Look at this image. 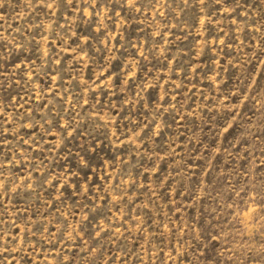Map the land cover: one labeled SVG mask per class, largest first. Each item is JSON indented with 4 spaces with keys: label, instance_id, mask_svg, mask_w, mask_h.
<instances>
[{
    "label": "rangeland",
    "instance_id": "1",
    "mask_svg": "<svg viewBox=\"0 0 264 264\" xmlns=\"http://www.w3.org/2000/svg\"><path fill=\"white\" fill-rule=\"evenodd\" d=\"M0 264H264V0H0Z\"/></svg>",
    "mask_w": 264,
    "mask_h": 264
}]
</instances>
